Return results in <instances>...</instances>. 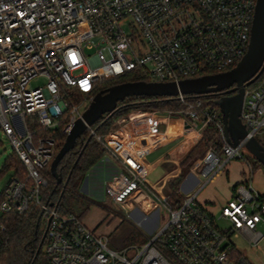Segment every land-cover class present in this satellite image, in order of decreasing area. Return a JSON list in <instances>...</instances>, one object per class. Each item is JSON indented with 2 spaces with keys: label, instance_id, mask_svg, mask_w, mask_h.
Returning a JSON list of instances; mask_svg holds the SVG:
<instances>
[{
  "label": "built area",
  "instance_id": "obj_1",
  "mask_svg": "<svg viewBox=\"0 0 264 264\" xmlns=\"http://www.w3.org/2000/svg\"><path fill=\"white\" fill-rule=\"evenodd\" d=\"M257 2L0 0V127L26 169L25 179L14 174L0 188V214L42 211L44 264H253L236 255L232 240L243 235L258 244L264 238L258 229L264 223V197L252 177L235 187L217 217L196 194L181 203L155 195L146 159L164 139L165 116L182 119L189 131L208 124L220 131L223 152L209 150L199 164L205 181L230 160L243 159L241 149L252 137L264 139V77L245 88L241 121L247 134L238 144L225 134L223 115L195 94L173 97L182 106L176 112L132 111L105 135L89 127L117 167L105 183L109 204L124 212V220L135 209L143 218L156 210L165 215L154 234L142 231L139 241L117 250L109 247L107 235L44 199L59 142L32 129L29 118L54 129L66 116L68 135L104 82L133 72L150 81L179 82L230 70L248 52ZM40 77L45 81L31 86ZM72 87L86 96L71 106ZM220 219L228 225L221 227Z\"/></svg>",
  "mask_w": 264,
  "mask_h": 264
},
{
  "label": "trees",
  "instance_id": "obj_2",
  "mask_svg": "<svg viewBox=\"0 0 264 264\" xmlns=\"http://www.w3.org/2000/svg\"><path fill=\"white\" fill-rule=\"evenodd\" d=\"M237 64L231 67L234 68ZM211 74V73H208ZM205 75V74H203ZM264 77V73L259 80ZM258 80V81H259ZM128 81H150L147 75L133 72L127 76L115 80L104 82L98 92L109 87ZM257 81V82H258ZM97 95V94H96ZM227 93L225 91L198 95L203 97L204 105L217 109L222 115L221 105L218 103ZM85 94L78 89L70 88L68 100L70 105L79 103L85 98ZM177 99L167 96H134L128 97L125 101L119 102L117 109L113 113H107L102 119L96 122L92 128L100 135L109 133L113 126L135 110L158 111L165 113L167 111L176 112L181 108ZM32 129L44 135H51L57 138L60 149L67 134L64 133V127L68 122L66 116L60 120V125L54 129H46L34 119H30ZM230 137V135H229ZM224 141L220 131L213 124H208L202 133L198 144L191 150L183 161V166L188 170L195 162L206 156L209 150L217 153L223 152ZM15 154V153H14ZM107 154L105 147L91 134L88 129L76 144V147L70 151L61 161L58 167L59 173L63 176V183L58 184L49 169L48 174L51 177L48 185L43 189V196L46 201L59 203L61 211L64 214H74L83 219L89 212L91 206L96 203L89 196L82 195L75 191V182L88 178L89 174L103 162ZM253 168L259 164L264 167L254 157ZM11 165L16 170V176L21 179L26 178V169L22 161L15 154L10 158ZM98 179H100L98 177ZM183 175L170 182L172 199L178 203L184 201V196L179 193V186ZM54 196L56 197L55 199ZM264 197V195H262ZM45 219V220H44ZM47 228V219L41 210L33 207L28 213L18 214H0V264H44L47 256L45 253V242L42 243L44 232ZM142 233L135 227L128 239L131 241L141 239ZM42 244V245H41ZM237 256H243L237 251Z\"/></svg>",
  "mask_w": 264,
  "mask_h": 264
},
{
  "label": "water",
  "instance_id": "obj_3",
  "mask_svg": "<svg viewBox=\"0 0 264 264\" xmlns=\"http://www.w3.org/2000/svg\"><path fill=\"white\" fill-rule=\"evenodd\" d=\"M264 72V0H258L251 41L248 52L232 69L214 74H206L196 78L184 79L179 82L159 81H128L113 85L95 95L89 107L79 118L63 146L59 149L51 163L50 171L58 184L63 183V176L58 167L63 158L72 151L83 134L102 119L107 113H113L119 102L134 96H167L175 97L180 93L206 95L225 91L231 96L219 100L225 122V134L230 135L234 144L247 134L241 121L245 88L253 84ZM248 151L264 165V145L252 137L246 144ZM44 233L42 243L45 241ZM42 245V244H41Z\"/></svg>",
  "mask_w": 264,
  "mask_h": 264
},
{
  "label": "crops",
  "instance_id": "obj_4",
  "mask_svg": "<svg viewBox=\"0 0 264 264\" xmlns=\"http://www.w3.org/2000/svg\"><path fill=\"white\" fill-rule=\"evenodd\" d=\"M185 126L182 119L168 118L165 116L164 123L161 126L164 139L149 152L146 159V164L149 167L148 180L151 189L157 196L172 199L170 182L183 175L179 186L180 195L196 194V200L198 197H201L206 202L208 210L218 217L220 216L221 207L231 199L235 187L246 179L244 164L238 158H235L229 161L227 164L230 165L229 167L226 165L209 181L198 178L197 170L204 157L195 162L188 170L183 166V161L200 141L204 129L198 127L189 131L185 129ZM103 162H106V164L108 162L112 163L115 171L117 170L116 165L110 158L104 157ZM257 167H252V175L254 177H252L251 182L255 190L264 195V167L263 171L259 172ZM224 169L226 170L225 172H223ZM95 206H98V204L94 203L88 214L92 212ZM88 214L83 218L85 224L98 233L107 235L110 241L113 232L111 230L106 231V227L105 229L103 228L108 215L104 214L102 219L101 216L97 218L98 212H96L95 216L93 213L90 218H88ZM160 214L163 215L161 211L156 210L147 215L146 218H143L145 214L140 209H135L131 216H134L140 225L147 226V224L149 225L159 218ZM128 237L125 236L123 238L121 237L120 240H115L117 242L116 245H118L117 247H122Z\"/></svg>",
  "mask_w": 264,
  "mask_h": 264
},
{
  "label": "rangeland",
  "instance_id": "obj_5",
  "mask_svg": "<svg viewBox=\"0 0 264 264\" xmlns=\"http://www.w3.org/2000/svg\"><path fill=\"white\" fill-rule=\"evenodd\" d=\"M44 81L45 78L43 77L37 78L31 83V86L38 85L40 83H43ZM87 106L89 105H84L82 107V110H85ZM259 139L264 145V139L260 135ZM241 153L244 155V158L238 160L243 162L245 167L244 169L246 171L245 177L247 179H250L254 176L252 175V171L248 163H250L253 167L255 162L254 156L248 151L246 147H243L241 149ZM14 156L15 154L12 143L0 127V188H2V186H4V184L15 174L16 170L10 162V158ZM104 157H107V155H105ZM229 166L230 165H227V167ZM257 170L258 172L263 171V166L259 164ZM225 171L226 170L224 169L223 172ZM115 172V167L112 166V163L108 162V164H106V162H102L98 164L96 168H94V170L89 174L88 178L76 181L74 188L77 193L89 196L98 204V206H95L92 209V212L88 214V218H90L93 213L95 216L96 212H98L97 218L101 216V218L103 219V215H108L109 213V216H107V219H105L103 228L105 229L106 227V231L111 230V232H113L109 241V247L117 250L120 247H117L118 245H116V241L120 240L121 237L123 238L125 236H129L133 228L137 227L140 232L143 231L145 234L150 236L161 227L165 217L160 214L159 218L151 222L149 225L147 224V226L140 225L138 223V220L134 216L126 217V219L124 220L122 218L124 212L118 210L112 204H109L108 197L105 192V180L110 179ZM197 172V177L203 179L200 175L201 168H199ZM98 177L100 179H98ZM86 179L88 180L86 181ZM55 198L56 197L54 196L53 199ZM197 200L198 203L207 206L206 202L203 201L201 197H198ZM218 224L221 227H226L228 225L227 221L223 219H220L218 221ZM258 229L264 234V223H261ZM139 240L140 239L131 241L130 239H127L124 244L134 243ZM232 240L236 245L237 251L245 256L250 262H252L253 264H264V238L258 244H251L249 238L243 235H236L232 238Z\"/></svg>",
  "mask_w": 264,
  "mask_h": 264
},
{
  "label": "flooded vegetation",
  "instance_id": "obj_6",
  "mask_svg": "<svg viewBox=\"0 0 264 264\" xmlns=\"http://www.w3.org/2000/svg\"><path fill=\"white\" fill-rule=\"evenodd\" d=\"M233 94H234V93H232V94H227L225 97H227V96H231V95H233ZM45 232H46V230H45ZM45 232H44V233H45Z\"/></svg>",
  "mask_w": 264,
  "mask_h": 264
}]
</instances>
